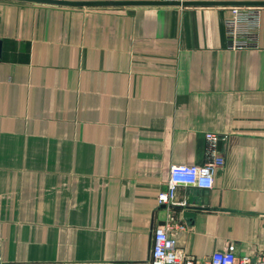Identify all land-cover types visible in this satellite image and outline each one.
Segmentation results:
<instances>
[{"label": "crops", "instance_id": "crops-1", "mask_svg": "<svg viewBox=\"0 0 264 264\" xmlns=\"http://www.w3.org/2000/svg\"><path fill=\"white\" fill-rule=\"evenodd\" d=\"M257 7L235 50L231 6L0 0V264H144L159 225L194 264L264 250ZM217 157L212 188L159 201L173 164Z\"/></svg>", "mask_w": 264, "mask_h": 264}, {"label": "built area", "instance_id": "built-area-1", "mask_svg": "<svg viewBox=\"0 0 264 264\" xmlns=\"http://www.w3.org/2000/svg\"><path fill=\"white\" fill-rule=\"evenodd\" d=\"M260 16V8L257 6H231L230 14L225 18V33L230 49L258 47ZM224 162L223 157H217L203 165L173 164L170 167L168 188L160 193L159 201L170 202L179 185L212 188L215 169ZM209 261L210 264H264V250H259L253 256L239 255L236 247L230 245L227 249L214 251ZM144 264H194V262L177 247L176 239L170 234L169 227L159 225L154 234L152 256Z\"/></svg>", "mask_w": 264, "mask_h": 264}, {"label": "water", "instance_id": "water-1", "mask_svg": "<svg viewBox=\"0 0 264 264\" xmlns=\"http://www.w3.org/2000/svg\"><path fill=\"white\" fill-rule=\"evenodd\" d=\"M63 6H111V5H222V6H261L264 0H13ZM1 53V41H0Z\"/></svg>", "mask_w": 264, "mask_h": 264}]
</instances>
